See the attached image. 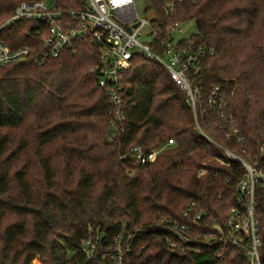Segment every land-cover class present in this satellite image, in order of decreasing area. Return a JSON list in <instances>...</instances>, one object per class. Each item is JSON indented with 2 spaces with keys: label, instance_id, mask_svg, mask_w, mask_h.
<instances>
[{
  "label": "trees",
  "instance_id": "obj_1",
  "mask_svg": "<svg viewBox=\"0 0 264 264\" xmlns=\"http://www.w3.org/2000/svg\"><path fill=\"white\" fill-rule=\"evenodd\" d=\"M21 1L0 0V22ZM54 1L62 8L82 5ZM174 19L192 20L197 32L189 36L191 44L213 48L202 58L194 86L203 96L212 86L227 93L244 141L219 128L205 132L241 157L257 153L264 144V0H182ZM28 30L20 21L1 33L11 47L27 45L31 54L0 66V264L34 258L43 264H252L233 245L197 241L195 251H174L157 224L180 219L190 201L223 224L238 207L244 172L238 161L219 162L221 150L197 132L187 96L165 68L134 53L122 81L124 132L108 141L110 107L91 71L97 52L80 42L36 65L40 39ZM27 120L35 125L34 141H15L13 132ZM168 139L173 146L156 160L126 173L129 164L119 156L127 149L149 150ZM204 160L207 172L198 178ZM254 213L264 264L262 188L255 191ZM94 236L97 249L87 258L82 240Z\"/></svg>",
  "mask_w": 264,
  "mask_h": 264
},
{
  "label": "built area",
  "instance_id": "obj_2",
  "mask_svg": "<svg viewBox=\"0 0 264 264\" xmlns=\"http://www.w3.org/2000/svg\"><path fill=\"white\" fill-rule=\"evenodd\" d=\"M182 0H82L80 8H62L54 0H24L0 22V66L25 60L31 47H11L1 39V33L17 22L29 24V33L39 38L34 45L33 61L42 65L57 58L64 51L75 50L80 42L93 47L99 63L91 71L104 89L110 107L108 140L124 132L126 111L122 95V81L135 52L157 61L165 68L172 81L185 92L194 117L197 132L221 150L219 162L229 165L238 161L243 177L237 184L238 207L230 210L224 223L210 219L207 210L198 209L194 201L181 211V218H161L165 242L174 251L193 250L197 241L213 245H233L243 250L252 264H259V226L255 218V191L264 189V144L257 153L239 156L214 142L206 128H219L227 138L244 141L238 122L228 106V95L220 86H212L207 95H201L194 86L193 77L200 71L201 60L213 53V48L193 45L174 19ZM232 94V92H229ZM174 143L173 139L149 150L132 145L120 159L127 160L129 168L153 162ZM205 173L199 168L198 176ZM245 197V200H244ZM204 234L201 235V231ZM200 239V240H199ZM98 236L82 240V251L90 258L97 249ZM120 251V248H117ZM120 259V258H119ZM121 264V261H118Z\"/></svg>",
  "mask_w": 264,
  "mask_h": 264
},
{
  "label": "rangeland",
  "instance_id": "obj_3",
  "mask_svg": "<svg viewBox=\"0 0 264 264\" xmlns=\"http://www.w3.org/2000/svg\"><path fill=\"white\" fill-rule=\"evenodd\" d=\"M181 27L185 31L183 33V36H190V35L194 34L195 32H197L196 25H195V23L192 20H187V21L182 22ZM35 132H36L35 125L34 124H31L29 122V120H27L24 128H20V129L15 130L13 132L14 133V139L16 141L19 137H24V138L28 139L29 143H31L32 141H34ZM107 140H108V138H107ZM212 140L214 142H216V140H214V139H212ZM108 141H110V140H108ZM173 144L171 145V147L173 146ZM218 144H220V143H218ZM205 165H206V161L205 160L204 161H201L200 165L196 169V177L200 178V177H202V176H204L206 174L207 170H206ZM201 167H203L205 169V173L203 175H201V176H198L197 173L199 171V168H201ZM59 169H61V168L59 167ZM129 170L131 171V174H129L130 176L134 175L136 173V171H137L133 167L129 168ZM34 173H35L36 178L37 179H40V174L38 173V171L36 170V168H35ZM126 173H127V171H126ZM30 264H43V263L38 258H34L31 261Z\"/></svg>",
  "mask_w": 264,
  "mask_h": 264
}]
</instances>
